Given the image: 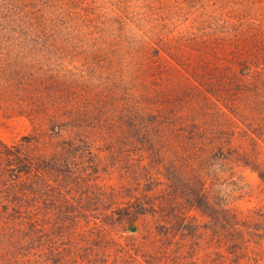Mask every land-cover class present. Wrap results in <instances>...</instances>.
<instances>
[{
  "label": "rangeland",
  "instance_id": "rangeland-1",
  "mask_svg": "<svg viewBox=\"0 0 264 264\" xmlns=\"http://www.w3.org/2000/svg\"><path fill=\"white\" fill-rule=\"evenodd\" d=\"M69 238L264 264V0H0V264Z\"/></svg>",
  "mask_w": 264,
  "mask_h": 264
},
{
  "label": "trees",
  "instance_id": "trees-1",
  "mask_svg": "<svg viewBox=\"0 0 264 264\" xmlns=\"http://www.w3.org/2000/svg\"><path fill=\"white\" fill-rule=\"evenodd\" d=\"M19 193H20V191L17 192L16 194H19ZM21 197H22V194H21ZM24 197H26V196H24ZM24 203L22 201H19V202L9 201L7 208L18 213L19 216L29 217V216H33V214H35V213L38 214V209L42 205L41 202H36L39 204L34 205L31 208H27V207H25ZM56 203L57 202H55V204ZM58 208L61 210L63 208V206L58 207ZM62 222H65V220L63 219ZM41 228H44V227L42 226ZM46 237H49V236H46ZM42 239L43 240H41V241L44 242L45 239L44 238H42ZM57 241H59V240H54L52 238V244L55 242L61 243V242H57ZM56 243L54 244V247L56 246ZM62 245L63 246H59L58 248L53 247L52 251L50 249L51 254L53 256H55V258L58 259V264H71V238H69L68 242H66V243L64 242V244H62ZM49 248H50V246H49ZM44 252L45 251L42 249L27 251V254L24 256V258H22V260H20V264H42L43 261L47 262L48 258L46 257V254ZM39 254H40V256H38Z\"/></svg>",
  "mask_w": 264,
  "mask_h": 264
}]
</instances>
